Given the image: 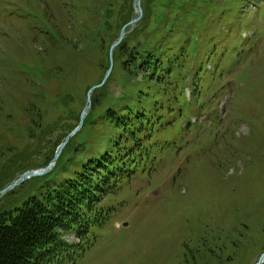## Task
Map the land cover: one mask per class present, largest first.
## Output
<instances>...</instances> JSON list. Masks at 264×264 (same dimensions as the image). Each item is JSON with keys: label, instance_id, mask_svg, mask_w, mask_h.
<instances>
[{"label": "rangeland", "instance_id": "rangeland-1", "mask_svg": "<svg viewBox=\"0 0 264 264\" xmlns=\"http://www.w3.org/2000/svg\"><path fill=\"white\" fill-rule=\"evenodd\" d=\"M47 1L10 5L0 0V192L23 174L43 170L0 194L11 207L109 150L118 131L92 121L119 91L122 60L114 59L121 68L107 79L108 93L100 90L96 102L92 95L95 116L79 125L88 90L101 84L113 65L110 44L97 50L87 42L71 62L65 58L69 69L56 51H36L31 37L40 44L41 35L31 28L35 19L49 25L41 20ZM64 2L63 9L51 8L59 23L75 26L76 18H88L76 9L82 2ZM122 2L119 14L108 18L110 37L127 16L138 17L132 0ZM104 3L111 0H103L100 10ZM157 4L162 0H141L144 17L125 27L132 41L151 35ZM199 5L194 30L200 32H191L178 16L168 34L174 42L184 37L188 72L180 95L169 92L171 101L149 132L158 144L150 159L146 150L138 172L126 174L107 196L110 218L92 231V243L72 264H264V258L259 263L264 253V0H201ZM58 65L65 70L55 74L50 67Z\"/></svg>", "mask_w": 264, "mask_h": 264}, {"label": "trees", "instance_id": "trees-1", "mask_svg": "<svg viewBox=\"0 0 264 264\" xmlns=\"http://www.w3.org/2000/svg\"><path fill=\"white\" fill-rule=\"evenodd\" d=\"M12 1L6 0L10 5ZM64 1H47L44 5L47 12L43 17L48 20L43 17L41 20L49 25L43 27L35 19L31 30L41 35L40 44H37L36 37L31 39L36 51H56L65 64V58L70 61L87 42L97 50L109 43V50L118 40L121 28L136 18L127 16L118 34L110 37L111 24L108 18L113 13L119 14L124 0H111L106 6L104 3L101 10L103 0H79L82 5L76 9L88 18L81 21V17L76 18L75 26L66 25L64 20L59 23L56 11L51 13L52 5L63 9L66 5ZM199 2L201 0H162V4H157L162 12L156 18L153 16L149 30L151 35L147 34L144 40L136 38L132 41L133 34L125 30L124 38L112 51L111 75L114 68L120 67L114 64L115 57H118L122 60L124 71L121 84L128 95L117 101L109 99L106 110L97 116L98 126L105 124L113 132L118 130L110 138L109 150L89 158L71 176L52 187L46 186L39 195L27 198L19 206L11 207L10 201L4 197L0 199V264H72L83 256L92 243V231L102 227L113 212L112 208L104 205L107 196L125 182L126 174L129 177L138 172L146 157V150L150 159L149 151L158 144L149 132L161 118V110L171 101L169 92L173 90L174 96H178L180 82L188 72L184 37L174 42L168 34L173 31L172 25L178 16L183 18L187 27L192 26L188 28L191 32H197L193 29V18L190 16L199 9ZM182 3L183 6L180 5ZM179 6L182 7V13L176 8ZM99 10L101 15L97 21L95 16ZM142 15L144 17V10ZM89 16L92 25L89 24ZM62 27L68 28L69 32H65ZM142 35L141 31L138 36ZM215 45H211V49ZM209 52L210 48H207V61ZM41 62L45 63L43 60ZM62 67L58 65L50 68L56 74L65 70ZM100 90L108 93L105 85L95 90L93 102L97 101ZM100 97H103L102 93ZM90 115L95 116V113L91 111ZM144 128L146 133L144 131L143 135ZM66 236L72 237L73 242L67 241Z\"/></svg>", "mask_w": 264, "mask_h": 264}, {"label": "water", "instance_id": "water-1", "mask_svg": "<svg viewBox=\"0 0 264 264\" xmlns=\"http://www.w3.org/2000/svg\"><path fill=\"white\" fill-rule=\"evenodd\" d=\"M134 3H135V5H136V7L138 8V12H139V16L135 19V20H133V21H131L129 24H135V23H137L138 21H139V19H140V16H141V13H140V10H139V4H140V0H134ZM128 24V25H129ZM124 30H125V27L121 30V33H120V37H119V40L111 47V49H110V54H111V51H112V49L116 46V45H118L119 43H120V41L123 39V37H124ZM110 70H111V65H110V68H109V70H108V72H107V74H106V76H105V78H104V80H103V82L107 79V77H108V75H109V73H110ZM97 87H93V88H91L90 90H89V92H88V95H87V105H86V107L84 108V110H83V112H82V114H81V117H80V123L82 122V120H83V116H84V112L85 111H87L88 109H89V106H90V95H91V93L96 89ZM72 136V133L71 134H69L67 137H66V139H65V141H64V143L63 144H66L67 143V141L69 140V138ZM47 168V167H46ZM45 170V169H44ZM40 170H33V171H30V172H27V173H25V174H23L22 176H21V178H19L18 180H16L12 185H10L9 187H7V188H5L4 190H2L1 192H0V194H2V193H4V192H6V191H8V190H10L11 188H13V187H15V186H17V185H20L21 183H23L26 179H28V178H31V177H33V176H38V175H41L43 172H39ZM264 258V253L260 256V260H259V263L262 261V259Z\"/></svg>", "mask_w": 264, "mask_h": 264}]
</instances>
